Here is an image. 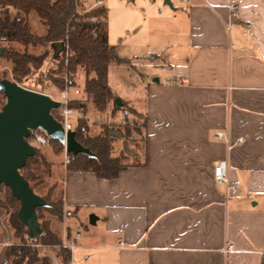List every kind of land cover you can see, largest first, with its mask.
Returning <instances> with one entry per match:
<instances>
[{
  "label": "crops",
  "instance_id": "crops-1",
  "mask_svg": "<svg viewBox=\"0 0 264 264\" xmlns=\"http://www.w3.org/2000/svg\"><path fill=\"white\" fill-rule=\"evenodd\" d=\"M183 3L186 31L176 79L146 84L141 109L119 98L146 118L143 165L104 180L67 172L64 153L46 155L64 190L69 231L67 237L66 229L59 232L63 244L82 238L66 221L92 209L103 243L88 238L82 245L102 248V264H264V0ZM218 132L230 143L243 142L227 151ZM127 149L116 156H137ZM225 159L229 180L238 185L229 193L213 177ZM2 221L0 264L15 242L7 218ZM229 245L233 251L225 253Z\"/></svg>",
  "mask_w": 264,
  "mask_h": 264
},
{
  "label": "trees",
  "instance_id": "trees-1",
  "mask_svg": "<svg viewBox=\"0 0 264 264\" xmlns=\"http://www.w3.org/2000/svg\"><path fill=\"white\" fill-rule=\"evenodd\" d=\"M77 6L82 8L83 3L80 0H0V41L16 43L25 49L29 46L45 47L54 44H62L64 49L66 47L67 65L64 64L63 51L57 62V70L51 74L40 71L49 55L47 52L36 56L25 51L18 53L9 50L6 55L13 65L12 81L23 84L31 73L40 71L41 74L34 86L42 89L43 83L50 82L59 93L64 88L65 74L69 77L70 87L78 88L75 83V74L78 70H82L84 81L78 90L82 97H72L68 107L82 114V119L71 120L72 131L75 140L83 148L88 149L94 157L83 154L72 157L68 154L69 163L65 166V170L89 172L99 179L114 180L120 172L129 167L143 165V160L137 151L145 144L146 118L121 99L122 108L115 104L118 97L108 84V68L111 64H127L129 60L118 57L115 48L108 43L106 8L99 6L90 11L75 13ZM11 9L16 12L14 16L10 15ZM32 13L45 27L43 36L30 32L28 17ZM30 89L42 92L34 87ZM51 113L56 120L61 121L59 109L52 110ZM104 113L109 115L112 122L100 124L99 132L96 135H90L88 118L94 114ZM120 113L123 115V120L115 123L114 120ZM140 121H142L141 124ZM113 130L120 133L119 137L111 133ZM29 138L33 139V133H30ZM118 139L125 141L129 148L133 146L136 148L137 161L130 162V157L123 153L113 156L114 143ZM49 142L52 145L53 154L62 155L63 146L52 139ZM40 148H35V156L27 159L19 173L34 193L43 198L47 204L46 207L36 208V217L42 235L33 242L25 240L27 229L17 218L19 201L11 196L7 187L2 185L1 190L2 188L7 190L5 202L10 204L4 207V210L15 239V242L8 245L5 250L3 264H51L47 257L40 255L41 247L58 249L57 264L71 263V251L64 246L60 233L53 226V223H62L64 219V197L62 193L58 197L55 183L47 189L45 194H41L43 183L45 184L47 179H54V175L52 164ZM46 194L56 199L51 201Z\"/></svg>",
  "mask_w": 264,
  "mask_h": 264
},
{
  "label": "rangeland",
  "instance_id": "rangeland-1",
  "mask_svg": "<svg viewBox=\"0 0 264 264\" xmlns=\"http://www.w3.org/2000/svg\"><path fill=\"white\" fill-rule=\"evenodd\" d=\"M95 1L96 0H80V2L83 3L82 8L79 7L80 10L86 12L97 8L94 6ZM170 2L171 7L166 5L164 0H103V4L101 5L107 10L106 27L109 45L115 48L118 57L129 60L127 64H111L109 66L108 84L118 98L123 100L127 98L130 101V107L137 109L143 107L146 96L144 86L146 84H155V82L162 84L173 83L176 79L175 76L178 74L177 70L181 71V69L178 68L182 65L180 59L181 55L179 56L176 54H179L181 50L183 51V47L181 49V46L184 43L186 17L180 13L185 12L187 6L183 3V0H170ZM15 14L16 12L11 9L10 15L14 16ZM28 22L32 34L38 36L44 35L45 27L34 13L29 15ZM0 49V80L8 79L12 81L13 65L11 61L7 59L6 55L9 50L18 53H23L25 51L28 54L36 56L47 52L49 55L40 71L42 73L48 72L51 74L58 68L57 62L62 55L63 45L59 44L45 47L29 46L25 49L23 46L16 43L0 41ZM40 71L31 73L27 77L28 80L23 81V84H17L27 89L34 87L42 91L40 93L48 96L50 95L54 100L57 99L59 93L50 82L43 83L42 89L36 85L34 86L37 78L41 74ZM83 81L84 73L82 70H78L75 74V83L78 85L76 89L79 90L81 88ZM71 95V97H82L81 92L77 95ZM4 103L5 97L0 94V109ZM88 119L90 135H95L99 132L100 124L112 122L109 115L105 113L102 115L94 114ZM114 121L115 123H119L122 120L116 119ZM139 123L141 124L142 121ZM29 142L35 148H40L32 138H29ZM120 145L119 143H115L113 156H116L121 149L123 151L126 150L127 143L122 144V146ZM51 146L52 145H50V148ZM139 146L141 147V144H139ZM40 149L46 155L52 151V148L49 150L48 147H41ZM140 149L137 152L139 155H142L143 153ZM127 150H132L136 153V148L134 146ZM136 159L137 156H135V158L130 157L129 160L133 163L137 161ZM54 183L56 185L58 197L60 193H62L64 197L63 186L60 181H56V178L47 179L45 184L43 183L41 194H45L47 189L51 188ZM6 195L7 190L2 188L0 192V200L3 204L0 205V216H2V220L7 218L4 207L10 205L9 202H5ZM47 198L51 201L52 199H56V197L53 198L49 195H47ZM91 210L92 209L89 208H83L78 212L76 219L71 217L72 219L70 218L66 221L68 226L73 225V230H70V233H74V231L82 233V238L76 239L75 242L73 240L68 241V244L73 246L71 264H102L104 262L101 259L103 255L102 248L87 250V248H84L82 245L83 241L88 238H97L99 239V243H103V236H100L102 229L101 224L99 223L95 226L89 224L90 216L95 214V211ZM65 218L66 215L64 214L62 223H53V226L58 232L66 229L65 235L67 237L69 229L64 228ZM2 220L0 219V227L3 224ZM5 240L6 237L4 232L0 231V242H5ZM57 250L58 249L55 247H41L39 253L41 256L47 257L50 260L48 254L52 257H56ZM57 262L56 258V264ZM107 262L106 259L105 264Z\"/></svg>",
  "mask_w": 264,
  "mask_h": 264
},
{
  "label": "water",
  "instance_id": "water-1",
  "mask_svg": "<svg viewBox=\"0 0 264 264\" xmlns=\"http://www.w3.org/2000/svg\"><path fill=\"white\" fill-rule=\"evenodd\" d=\"M164 3L171 7L170 0H164ZM56 45L59 44L53 46ZM0 93L5 97V103L0 109V190L2 185L7 187L11 196L19 201L17 218L27 229L28 240L33 242L42 235L36 208L46 207L47 204L34 193L19 173L27 159L36 154L35 147L28 142L31 131L42 129L72 157L77 154L91 158L94 156L75 140L73 131L65 133L61 122L52 115V110L61 108L62 103L8 79L0 80ZM115 104L123 107L119 98ZM95 222L96 217L91 215L89 224L94 225Z\"/></svg>",
  "mask_w": 264,
  "mask_h": 264
},
{
  "label": "built area",
  "instance_id": "built-area-1",
  "mask_svg": "<svg viewBox=\"0 0 264 264\" xmlns=\"http://www.w3.org/2000/svg\"><path fill=\"white\" fill-rule=\"evenodd\" d=\"M184 2L186 0H183ZM103 4V0H96L94 3V6L98 7L101 6ZM231 15L233 18H238V14H237V8L235 5H230L229 6ZM82 10H80V8L77 6L75 13H81ZM67 49L65 47L64 49V64L67 65L68 63V54H67ZM64 82H65V86L63 88V90L61 92H59L58 98L55 99L56 101H59L60 103H62V107L59 108V112H60V116H61V124L64 128V132L66 133L67 131H72V124H71V120L72 119H82V114L79 112H76L74 109L69 108V102L72 99V95H77L79 94L78 89L75 88H71L69 85V77L67 76V74H65L64 76ZM27 89V88H26ZM51 97V96H50ZM52 99H54L53 97H51ZM31 133H33V140L34 142L39 145L40 147H49L50 146V138L49 136L46 134L45 131H43L42 129H37L35 131H31ZM215 138L217 140H222L226 143L227 145V151H230L235 145H239L243 142V140L241 138L237 139L235 141V143H230L229 139L227 136H225L224 134L218 132L215 133ZM64 148V147H63ZM64 165L66 166L69 163V159H68V155L65 152V148H64ZM228 163L227 160H221L219 162H217V164L214 166L213 169V177H214V181L219 184V185H223L226 188V193H229L230 191H234L238 188L237 184L232 183L229 180L228 177ZM80 233L77 232L76 233V237H79ZM26 240H28V237L26 236ZM71 250L70 246H66ZM233 251V246L229 245L224 252L225 253H231Z\"/></svg>",
  "mask_w": 264,
  "mask_h": 264
}]
</instances>
